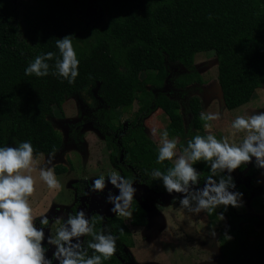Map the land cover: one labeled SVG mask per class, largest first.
<instances>
[{
	"label": "trees",
	"instance_id": "obj_1",
	"mask_svg": "<svg viewBox=\"0 0 264 264\" xmlns=\"http://www.w3.org/2000/svg\"><path fill=\"white\" fill-rule=\"evenodd\" d=\"M86 1L0 0V147L6 146L10 134L16 146L31 142L34 155L57 151L62 139L49 120L53 110H61L67 97L98 82L103 104L90 107L89 115H82L73 126L90 122L100 131L120 176L165 192L162 181L153 179L151 172H166L173 163H156L159 147L146 134L143 119L160 109L169 120V137L179 141V151L195 135H206L197 96L187 101L185 126L179 101L158 90L168 76L166 62L186 69L174 80L183 96L188 86L203 83L194 68V55L212 52L224 107L233 110L246 104L264 85V0H95L105 18L90 25L83 21ZM69 34L80 61L73 84L52 74L59 58L56 40ZM47 52L56 54L47 61L49 75H25L29 62ZM135 101L138 107L124 125L121 111ZM195 167L200 185L210 175L209 165L200 162ZM245 168L249 177L258 171L254 163L238 169ZM53 170L61 174L67 168L56 165ZM234 182L236 191L249 196L243 183ZM76 185L81 195L83 185ZM253 201L264 209V198ZM130 211L128 223L118 216L103 220L91 213L89 220L97 231L117 237L115 254L102 264H125L124 247L133 246L129 227L147 224L146 211L137 200L133 199ZM221 212L233 236L231 242L220 238L221 252L233 257L220 264H264V240L250 245L246 236L251 229L240 227L247 217L236 215L231 206L227 211L222 206ZM90 239L84 237L85 247Z\"/></svg>",
	"mask_w": 264,
	"mask_h": 264
},
{
	"label": "rangeland",
	"instance_id": "obj_2",
	"mask_svg": "<svg viewBox=\"0 0 264 264\" xmlns=\"http://www.w3.org/2000/svg\"><path fill=\"white\" fill-rule=\"evenodd\" d=\"M104 18L105 14L95 0H87L84 23L90 25L104 20ZM166 68L168 76L158 90L179 101L185 126L189 121V114L186 110L187 101L193 95L199 98L202 106V109L198 110V115L202 112L220 114L219 120L210 122L212 124L211 131L218 139L226 137L229 143L238 144L244 136V133L235 136L231 134L230 125L237 116L244 115L246 112L252 114V112L264 111V85L255 90L252 99L246 104L233 110L224 107L217 82L216 58L212 52L202 51L194 55V68L203 79V83L200 86H196L195 83L188 86L183 96H179L182 90L175 86L174 80L186 69L180 64L172 62H166ZM102 104L101 86L96 82L90 86L88 91L67 97L62 109L55 108L49 117L54 129L61 136L62 143L57 151L51 154H36L34 159L38 162V168L54 169L56 165H59L66 167L67 170L64 173L55 174L62 185L59 192H52L47 188L39 179V171L32 173L36 180V191L29 199L34 215L37 217L35 224L37 227L43 228L45 233V243L47 237H54L57 229L67 217L73 215L70 207L75 201L80 203L77 212L86 209L87 206L83 205L86 204L93 211L98 210L104 218L118 216L110 211L112 205L107 202L109 193L117 195V189L112 190L110 189L112 185L107 184L102 192L89 191L94 179L101 176L107 179L113 172L118 174V170L109 162V150L102 134L90 122L79 128L73 127L74 123L81 120L82 115H89L90 107ZM137 107L138 104L135 101L131 108L121 111L124 125ZM168 125L169 120L160 109H156L143 119L146 134L158 147L160 146L161 133L166 130ZM204 132L207 134V130L204 129ZM169 139L172 138L169 137ZM16 145L12 136L8 134L6 146L15 147ZM177 151L179 152L178 148ZM174 159L171 161L173 164ZM262 172L264 170L258 169L253 176L249 177L236 169L231 174L234 181L248 186L249 196L243 194V207L234 208V211L236 215L247 217L240 227L251 229V233L246 236L250 245L260 239L264 240V209L259 204H254L253 201V198L258 196L264 198V175ZM77 183L85 186L89 200L85 198V194L84 197H77L75 188ZM134 187L137 189L134 198L148 205L150 214L147 215L145 226L129 227L133 246L124 247L128 258L124 262L125 264H220L224 260H231L232 253L223 255L221 252L223 247L221 237H225L227 242L233 241V236L227 232L226 216L223 214V220L220 217L222 206L211 214L204 211L198 214L192 213L180 206L181 194L179 193L172 194L168 198L156 196L153 200L162 203L156 205L155 202L153 204L151 200L148 201L149 198L144 188ZM83 199L87 202L85 203ZM91 200L92 202H90ZM42 216L47 217V225L40 223ZM118 217H121L125 223L129 221L127 217ZM226 235L231 239H228ZM46 248L48 249L46 255L51 258L55 249L50 245H46Z\"/></svg>",
	"mask_w": 264,
	"mask_h": 264
},
{
	"label": "clouds",
	"instance_id": "obj_3",
	"mask_svg": "<svg viewBox=\"0 0 264 264\" xmlns=\"http://www.w3.org/2000/svg\"><path fill=\"white\" fill-rule=\"evenodd\" d=\"M56 48L59 58L55 60L52 74L73 84L79 75L80 61L73 47L72 35L57 39ZM55 56L54 52L36 56L25 68V75H49L47 61H52ZM200 119L205 122L203 127L207 134L195 135L179 152L178 139H169L167 130L161 133L156 163L175 158L174 164L166 172L154 169L151 176L162 181V187L169 195L181 194L180 206L189 212L211 214L220 206L224 211L229 206L243 207V193L233 191L236 185L231 174L249 163L264 170V111L246 112L231 122L233 136L244 133L238 144L229 143L226 137L218 139L212 133L210 122L219 120L220 114L202 112ZM200 162L209 165L210 175L205 178L203 187H196L200 173L195 165ZM37 164L29 141L15 147H0V264H102V261L110 259L116 252L117 237L97 231L84 210L69 215L55 236H48L45 243V233L35 224L37 217L29 199L36 191L32 173L39 171V179L52 192H59L62 185L52 168H38ZM107 184L118 190L117 195L110 192L107 196V202L112 205L110 211L131 218L130 208L137 192L133 181L113 172L107 179L104 176L94 179L89 191L102 192ZM220 217L224 219L223 213ZM40 223L47 225V217L42 216ZM85 236L91 238L86 247L81 240ZM227 238L231 239L230 236ZM46 245L55 249L51 258L46 255ZM89 249L92 250L91 255Z\"/></svg>",
	"mask_w": 264,
	"mask_h": 264
},
{
	"label": "flooded vegetation",
	"instance_id": "obj_4",
	"mask_svg": "<svg viewBox=\"0 0 264 264\" xmlns=\"http://www.w3.org/2000/svg\"><path fill=\"white\" fill-rule=\"evenodd\" d=\"M179 96H180V94H179ZM78 122V121H77ZM85 124V123H84ZM142 124H143V122H142ZM83 125V124H82ZM81 125V126H82ZM80 126V127H81ZM73 127H76V126H73ZM144 127V126H143ZM76 128H79V126H77ZM105 145H106V143H105ZM107 147V146H106ZM107 149H108V147H107ZM109 150V149H108ZM110 151V150H109ZM109 162L112 164V166L116 169V170H118L114 165H113V163L111 162V160H110V157H109ZM118 175H120V173H119V170H118ZM233 180H234V177H233ZM133 185H138V186H140L141 184H138V183H134ZM79 185H75V188H76V195H77V197L78 198H81V197H84V194L86 193V191H85V186L83 185V188H82V190H83V193L81 194V195H78L77 194V187H78ZM110 189H115L113 186H110ZM236 191V190H235ZM110 192V191H109ZM147 192V191H146ZM147 195H148V201L149 200H151V203H153V202H155V204L156 205H158V204H162L161 202H159V201H157V200H153V193H151V194H149V192H147ZM146 195V196H147ZM157 196V195H156ZM156 196H155V198H156ZM87 200H89L88 199V197H87V195H86V197H85ZM134 200H136L135 198H134ZM83 201L86 203L87 201L86 200H84L83 199ZM138 201V200H137ZM144 201H146V200H144ZM78 204H80L79 203V201H75L72 205H71V207H70V209H71V212L73 213V215L74 214H76L77 213V207H78ZM148 204H150V203H148ZM154 204V203H153ZM152 205V204H151ZM95 213V212H94ZM114 216V215H113ZM109 217V216H108ZM108 217H105V218H103L102 217V219L103 220H106ZM111 217V216H110ZM146 219H147V216H146ZM145 226V225H144ZM82 241H84V237H83V240ZM74 242V241H73ZM54 264H56V262H54Z\"/></svg>",
	"mask_w": 264,
	"mask_h": 264
},
{
	"label": "water",
	"instance_id": "obj_5",
	"mask_svg": "<svg viewBox=\"0 0 264 264\" xmlns=\"http://www.w3.org/2000/svg\"><path fill=\"white\" fill-rule=\"evenodd\" d=\"M220 95H221V93H220ZM243 172V174L245 175V176H248V175H246V168L242 171ZM204 184V183H203ZM203 184H201V185H199V187H203ZM134 186H138V185H133V187ZM140 187H142V188H144L147 192H149V193H154L155 195H157V196H163V197H169V196H171V195H169L168 193H166V192H154V191H152V190H149L146 186H143V185H140ZM246 187H248V186H246ZM233 190H235V189H233ZM173 194H175V193H173ZM90 202H92V200L90 201ZM89 201H88V203H90ZM138 203L142 206V208L146 211V216L147 215H149L150 214V212L148 211V209H150L149 208V206L148 205H145V203H143V201H138ZM84 205V207L85 206H87V208L86 209H84V211H85V213H86V216H87V218L89 219V217L91 216V212H95V213H98L100 216H102V217H104L103 216V214H101L98 210L97 211H93L88 205H86V204H83ZM92 210V211H91ZM81 240H83V237L81 238ZM74 243H75V241H74Z\"/></svg>",
	"mask_w": 264,
	"mask_h": 264
},
{
	"label": "crops",
	"instance_id": "obj_6",
	"mask_svg": "<svg viewBox=\"0 0 264 264\" xmlns=\"http://www.w3.org/2000/svg\"><path fill=\"white\" fill-rule=\"evenodd\" d=\"M149 194H151V193H149ZM155 196H156V195L153 193V198H155Z\"/></svg>",
	"mask_w": 264,
	"mask_h": 264
}]
</instances>
